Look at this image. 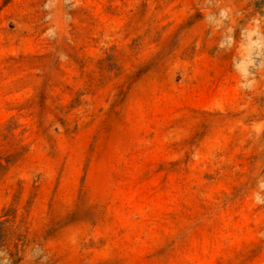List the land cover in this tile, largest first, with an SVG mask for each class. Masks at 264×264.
<instances>
[{
	"label": "rangeland",
	"instance_id": "rangeland-1",
	"mask_svg": "<svg viewBox=\"0 0 264 264\" xmlns=\"http://www.w3.org/2000/svg\"><path fill=\"white\" fill-rule=\"evenodd\" d=\"M262 61L264 0H0V262L264 264Z\"/></svg>",
	"mask_w": 264,
	"mask_h": 264
},
{
	"label": "clouds",
	"instance_id": "clouds-1",
	"mask_svg": "<svg viewBox=\"0 0 264 264\" xmlns=\"http://www.w3.org/2000/svg\"><path fill=\"white\" fill-rule=\"evenodd\" d=\"M250 55V54H249ZM247 63H242L240 68H241V72L244 74V76L247 77H251L252 76V68L256 66L255 61L246 57ZM262 63H264V61H262ZM252 80L247 79V82L244 84H240L241 88H248L251 86L252 84ZM255 202L257 204H262L264 203V197H261L258 194H255ZM0 264H10V261L6 260L4 262H0Z\"/></svg>",
	"mask_w": 264,
	"mask_h": 264
}]
</instances>
